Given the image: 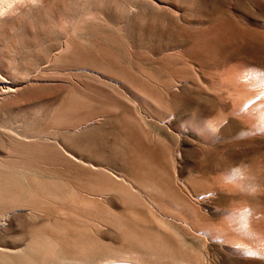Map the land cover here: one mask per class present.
<instances>
[{"label": "rangeland", "instance_id": "374dc122", "mask_svg": "<svg viewBox=\"0 0 264 264\" xmlns=\"http://www.w3.org/2000/svg\"><path fill=\"white\" fill-rule=\"evenodd\" d=\"M0 77V264H264V0H14Z\"/></svg>", "mask_w": 264, "mask_h": 264}, {"label": "clouds", "instance_id": "9594fccd", "mask_svg": "<svg viewBox=\"0 0 264 264\" xmlns=\"http://www.w3.org/2000/svg\"><path fill=\"white\" fill-rule=\"evenodd\" d=\"M31 3L36 4L39 3V0H30ZM14 0H0V15L5 14L6 12L9 11V5L13 4ZM246 213H243V215H245ZM242 252V254L247 257V258H254V259H261L264 257H261L260 253L257 252L256 250L244 246L240 249H238Z\"/></svg>", "mask_w": 264, "mask_h": 264}, {"label": "bare ground", "instance_id": "6f19581e", "mask_svg": "<svg viewBox=\"0 0 264 264\" xmlns=\"http://www.w3.org/2000/svg\"><path fill=\"white\" fill-rule=\"evenodd\" d=\"M234 243H235V246L237 247V249H240L244 246H247V247H250V248L256 250L257 252H259L261 257H264V239H260V240H256V239L255 240H249V239H247V240L234 241ZM238 251H240V250H238ZM261 260L264 261V258H261Z\"/></svg>", "mask_w": 264, "mask_h": 264}, {"label": "snow or ice", "instance_id": "6c2138e0", "mask_svg": "<svg viewBox=\"0 0 264 264\" xmlns=\"http://www.w3.org/2000/svg\"><path fill=\"white\" fill-rule=\"evenodd\" d=\"M3 79V77H0V80H2Z\"/></svg>", "mask_w": 264, "mask_h": 264}]
</instances>
